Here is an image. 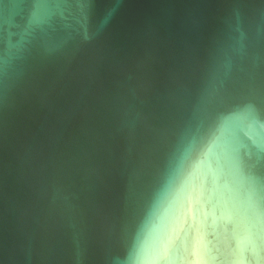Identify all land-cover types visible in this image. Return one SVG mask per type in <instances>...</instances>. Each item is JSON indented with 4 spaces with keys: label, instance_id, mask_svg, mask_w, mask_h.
Segmentation results:
<instances>
[{
    "label": "water",
    "instance_id": "1",
    "mask_svg": "<svg viewBox=\"0 0 264 264\" xmlns=\"http://www.w3.org/2000/svg\"><path fill=\"white\" fill-rule=\"evenodd\" d=\"M178 208L264 264V0H0V264H183Z\"/></svg>",
    "mask_w": 264,
    "mask_h": 264
},
{
    "label": "clouds",
    "instance_id": "2",
    "mask_svg": "<svg viewBox=\"0 0 264 264\" xmlns=\"http://www.w3.org/2000/svg\"><path fill=\"white\" fill-rule=\"evenodd\" d=\"M217 224L219 234L214 232L210 242L205 238L207 247L200 245L202 230L193 222L186 208H178L172 227L164 235L166 252L172 255L178 246L183 245L186 255L183 264H232L226 244L228 222L219 219Z\"/></svg>",
    "mask_w": 264,
    "mask_h": 264
}]
</instances>
